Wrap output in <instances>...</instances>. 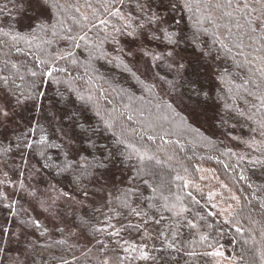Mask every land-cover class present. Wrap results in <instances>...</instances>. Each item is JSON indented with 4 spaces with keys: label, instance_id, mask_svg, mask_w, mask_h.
Returning a JSON list of instances; mask_svg holds the SVG:
<instances>
[{
    "label": "snow or ice",
    "instance_id": "6c2138e0",
    "mask_svg": "<svg viewBox=\"0 0 264 264\" xmlns=\"http://www.w3.org/2000/svg\"><path fill=\"white\" fill-rule=\"evenodd\" d=\"M12 244L11 264H264V0L0 4Z\"/></svg>",
    "mask_w": 264,
    "mask_h": 264
},
{
    "label": "trees",
    "instance_id": "16d2710c",
    "mask_svg": "<svg viewBox=\"0 0 264 264\" xmlns=\"http://www.w3.org/2000/svg\"><path fill=\"white\" fill-rule=\"evenodd\" d=\"M4 2H5V0H0V4H2ZM236 134L240 135L241 133L239 130H237ZM209 166H214V165H209ZM214 167L220 168V172L218 174L221 175L222 179H228L229 178L226 174L223 173L222 166H214ZM186 232H187V230H185V233ZM50 236H51V239H61L60 235L57 233H54V232H50ZM82 237L85 240V242H88V239H90V237L87 239L84 236H82ZM257 237H258V234H257ZM51 239L48 241L49 243H51ZM70 242H72V241H70ZM75 242L78 243L76 241V239H75ZM223 243L225 245V255L226 256H229V257L237 256L238 257L240 255L239 245L234 247L231 243V237H227L226 239H224ZM18 247L19 246L16 245L15 249L14 248H8V250L6 252L0 253V256L8 257L7 256L8 254L11 256H15V254H17L20 257L21 254L17 250ZM59 255H60L59 249L54 247V248L48 249L47 251H44V252H37L34 257L29 258L26 261V264H32V259L36 260V264H57L56 260H54L53 257H58ZM77 255H79V252H77ZM158 255H161L162 257H166L167 254L162 253V254H158ZM160 264H171V262L166 261L165 259L162 258L160 261ZM180 264H184V259L180 260ZM191 264H206V260L204 258H195L191 261ZM241 264H243V262H241Z\"/></svg>",
    "mask_w": 264,
    "mask_h": 264
},
{
    "label": "rangeland",
    "instance_id": "374dc122",
    "mask_svg": "<svg viewBox=\"0 0 264 264\" xmlns=\"http://www.w3.org/2000/svg\"><path fill=\"white\" fill-rule=\"evenodd\" d=\"M226 143H227V141H226ZM234 143L235 142H232V144H234ZM236 150L239 151L240 149L238 148ZM24 207L25 208L28 207L27 203H24ZM32 214L34 216H37L39 219H41L42 223H44L51 230L52 222L50 221V219H46L44 214L40 213L39 210L34 211ZM75 239L79 243V245H84L85 243H87V242H85V240L83 239V237L81 235H78ZM15 247H16V245L12 244L8 248H14L15 249ZM7 256L8 257L0 256V264H11L12 260L17 259L19 257L17 254H15V256H11L8 254ZM224 264H227V261H225Z\"/></svg>",
    "mask_w": 264,
    "mask_h": 264
}]
</instances>
